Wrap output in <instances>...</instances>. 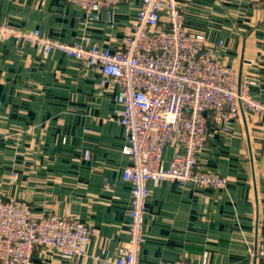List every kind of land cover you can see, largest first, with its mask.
I'll return each mask as SVG.
<instances>
[{
    "label": "crops",
    "instance_id": "crops-1",
    "mask_svg": "<svg viewBox=\"0 0 264 264\" xmlns=\"http://www.w3.org/2000/svg\"><path fill=\"white\" fill-rule=\"evenodd\" d=\"M25 1L28 13L16 20L23 28L116 48L142 0H122L111 18L103 11L93 22L66 0ZM185 15L187 28L209 44L223 40L221 55L249 80L251 95L264 102V0H191ZM7 47L0 41V126L5 114L7 121L16 119L11 126L46 134L42 155L17 156L24 165L15 183L7 174L15 156L0 158V190L38 211L73 217L94 229L85 257L38 248L33 264H110L129 239L132 192L123 176L130 157L124 151L126 130L117 120V86L99 85L97 72L65 53L44 56L30 45ZM7 57L11 73L4 76ZM173 154L172 147L165 149L166 165ZM199 160L203 168L226 176L227 185L150 182L140 263L182 257L204 264L208 252L205 264H264L256 255L264 237V117L247 113L229 133L212 129Z\"/></svg>",
    "mask_w": 264,
    "mask_h": 264
},
{
    "label": "built area",
    "instance_id": "built-area-1",
    "mask_svg": "<svg viewBox=\"0 0 264 264\" xmlns=\"http://www.w3.org/2000/svg\"><path fill=\"white\" fill-rule=\"evenodd\" d=\"M66 1L79 6L85 19L93 22L103 11L111 18L122 0ZM190 1L142 0L116 48L59 40L39 27L18 31L0 27V34L14 35L44 56L59 51L76 58L98 73L99 85L117 86L115 98L121 106L117 120L126 130L124 151L130 157L123 176L132 184V192L129 239L118 246L110 264H141L150 182L225 187L227 177L203 168L199 160L212 129L229 133L247 113L264 117V102L251 95L249 80L221 55L223 40L209 44L202 33L187 28L185 10ZM167 147L174 149L168 165L164 163ZM93 237L94 229L87 222L38 211L26 200L0 194V264H33L38 248L66 258L85 257ZM256 255L264 260V237ZM207 260L205 252L202 262ZM160 264L194 263L180 257Z\"/></svg>",
    "mask_w": 264,
    "mask_h": 264
},
{
    "label": "rangeland",
    "instance_id": "rangeland-1",
    "mask_svg": "<svg viewBox=\"0 0 264 264\" xmlns=\"http://www.w3.org/2000/svg\"><path fill=\"white\" fill-rule=\"evenodd\" d=\"M0 5L2 7V9H0V15L2 16V19L0 20V27L7 28V26H10L17 31L26 29L16 22V20H22L23 18H25L28 13L26 11L28 3L25 0H3ZM0 41L2 42L3 47H10L14 44L23 46L25 48L27 45L32 46L27 42L18 41L14 35H11L9 33L0 34ZM7 59L8 62H4L3 64V70L5 71V73L3 74L4 76L5 74L11 73L12 61L10 60H12V58L7 57ZM6 116L7 115L4 114L1 118L3 125L0 126V158H8L11 155L15 156L10 162V172L7 173L9 176V181L15 183L18 178L19 167H23L24 165L22 161L18 160L17 156L21 155L24 156L23 160H30V157L32 156L40 154L42 155V141L44 140V136L46 133H42L43 130L34 131L24 126H22V128L11 126L10 123L12 121H15L16 119L10 118V121H7L8 119ZM38 164L41 163H34V165ZM16 172L18 173L17 175ZM0 194H7V192L0 190Z\"/></svg>",
    "mask_w": 264,
    "mask_h": 264
}]
</instances>
